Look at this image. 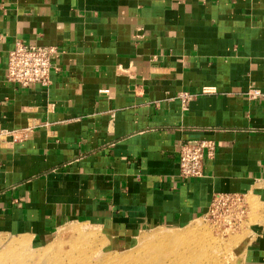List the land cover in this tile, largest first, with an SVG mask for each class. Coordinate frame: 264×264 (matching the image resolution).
I'll list each match as a JSON object with an SVG mask.
<instances>
[{
	"label": "crops",
	"instance_id": "0c3cea01",
	"mask_svg": "<svg viewBox=\"0 0 264 264\" xmlns=\"http://www.w3.org/2000/svg\"><path fill=\"white\" fill-rule=\"evenodd\" d=\"M17 40L58 48L49 88L6 82ZM199 140L216 158L183 182ZM216 194L247 201L235 264H264V0H0V235L89 223L127 241Z\"/></svg>",
	"mask_w": 264,
	"mask_h": 264
},
{
	"label": "rangeland",
	"instance_id": "374dc122",
	"mask_svg": "<svg viewBox=\"0 0 264 264\" xmlns=\"http://www.w3.org/2000/svg\"><path fill=\"white\" fill-rule=\"evenodd\" d=\"M233 214L220 212L181 228H150L127 241L116 229L89 223L61 227L43 244L0 235V264H235L251 223L250 216Z\"/></svg>",
	"mask_w": 264,
	"mask_h": 264
},
{
	"label": "built area",
	"instance_id": "2783aa9c",
	"mask_svg": "<svg viewBox=\"0 0 264 264\" xmlns=\"http://www.w3.org/2000/svg\"><path fill=\"white\" fill-rule=\"evenodd\" d=\"M61 55L56 47L27 45L15 41L8 54L5 80L19 88L32 86L47 89L51 85L55 71V60ZM254 96H261L254 92ZM183 111H188L193 96L189 93L178 95ZM217 144L212 140H199L186 143L180 152L179 178L181 181L201 179L204 176L206 161L217 155ZM234 214L232 218L242 219L248 215L247 201L242 195L216 194L213 196L210 209L205 217H217L220 212Z\"/></svg>",
	"mask_w": 264,
	"mask_h": 264
},
{
	"label": "bare ground",
	"instance_id": "6f19581e",
	"mask_svg": "<svg viewBox=\"0 0 264 264\" xmlns=\"http://www.w3.org/2000/svg\"><path fill=\"white\" fill-rule=\"evenodd\" d=\"M181 236V235H180ZM183 236V235H182ZM177 237V236H176ZM178 238V237H177ZM171 239V238H170ZM209 246H211V243L208 244ZM212 249V248H211ZM199 250V249H198Z\"/></svg>",
	"mask_w": 264,
	"mask_h": 264
}]
</instances>
